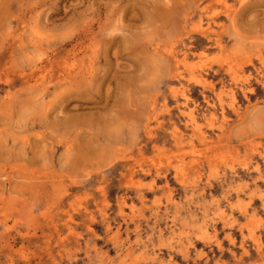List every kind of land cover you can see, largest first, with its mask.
<instances>
[{"label":"rangeland","instance_id":"1","mask_svg":"<svg viewBox=\"0 0 264 264\" xmlns=\"http://www.w3.org/2000/svg\"><path fill=\"white\" fill-rule=\"evenodd\" d=\"M0 5V264H264V0Z\"/></svg>","mask_w":264,"mask_h":264},{"label":"bare ground","instance_id":"2","mask_svg":"<svg viewBox=\"0 0 264 264\" xmlns=\"http://www.w3.org/2000/svg\"><path fill=\"white\" fill-rule=\"evenodd\" d=\"M1 6V5H0ZM37 90V89H36Z\"/></svg>","mask_w":264,"mask_h":264}]
</instances>
